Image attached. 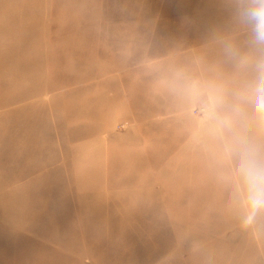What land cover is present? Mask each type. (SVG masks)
<instances>
[{"label":"rangeland","instance_id":"rangeland-1","mask_svg":"<svg viewBox=\"0 0 264 264\" xmlns=\"http://www.w3.org/2000/svg\"><path fill=\"white\" fill-rule=\"evenodd\" d=\"M249 39L238 0H0V264H264L161 85Z\"/></svg>","mask_w":264,"mask_h":264},{"label":"clouds","instance_id":"clouds-1","mask_svg":"<svg viewBox=\"0 0 264 264\" xmlns=\"http://www.w3.org/2000/svg\"><path fill=\"white\" fill-rule=\"evenodd\" d=\"M238 11L250 39L226 49L233 77H205L179 67L165 70L161 85L199 115L229 199L245 207L251 222L264 215V0H238Z\"/></svg>","mask_w":264,"mask_h":264}]
</instances>
